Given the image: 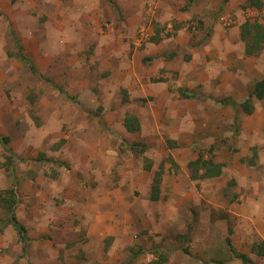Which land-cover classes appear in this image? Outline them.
I'll return each instance as SVG.
<instances>
[{
    "label": "rangeland",
    "instance_id": "obj_1",
    "mask_svg": "<svg viewBox=\"0 0 264 264\" xmlns=\"http://www.w3.org/2000/svg\"><path fill=\"white\" fill-rule=\"evenodd\" d=\"M11 1H16L9 6L12 21L9 13L0 17V113L13 114L14 121L13 127L4 126L8 133L0 135V140L8 138L5 143L0 141V196L15 189L14 215L25 227L27 243L24 245L16 229L6 222L8 213L0 203L3 229L0 264H12L22 254L25 264H81L83 260L88 261L86 264H109L112 252L124 255L131 250L137 255L134 252L139 247L134 242L129 245L127 235L137 242L140 237H148L144 243L147 251L165 255L169 247H176L182 252L185 240L179 236L184 221L190 217L193 229L201 227L204 231L210 224L203 219L209 208L205 199L215 198L218 204L224 197L234 201L238 198L239 205L246 202L245 190L249 188L247 184L240 188L242 180L236 173L226 176L231 180L230 185L237 187L234 189L226 186L225 178L192 181L185 165L187 161L181 158L183 148L173 152L179 164L185 166L180 168L172 161L175 167L171 164V170L162 150H153L151 160L145 154L136 157L133 150L127 149L129 140L142 143L145 138L125 134L120 122L126 113H136L148 122L152 116L150 108L162 107L166 118L173 119L170 128L175 140L183 138L185 130L181 125L185 120L182 119L204 133L201 140L192 141L194 152L200 150L207 156L216 152L215 157L239 152L241 140L246 145L244 131L252 123L251 118L246 123L226 120L209 128L206 107L217 96L226 103L221 89H215L213 84L216 87L222 82L223 86L230 81L229 74L236 75L233 82L241 87L260 80L259 76L264 79V49L258 55H246L239 36L243 22L264 17V0H257L262 3L260 8L252 6L249 0ZM8 28L14 31L13 38ZM181 29L184 30L179 36L177 31ZM180 37L182 44L175 45ZM152 38L170 43L163 49V45L151 43ZM15 39L22 46L20 50ZM221 39L231 42L226 53L220 51ZM163 50L164 55L175 52L173 65L190 67L189 74H195L203 82L192 87L201 94L190 92L194 94L192 99L181 100L176 93L178 71L167 70L166 64L159 62ZM21 51L28 58L22 61L24 64L18 61ZM77 56L88 65L95 61L90 65L88 77L76 69ZM38 61L44 68L38 66ZM98 61L99 74L94 72ZM168 72L171 77H166ZM223 77L227 79L224 82ZM156 80L165 83L163 93L150 96L151 87L147 86L149 81L154 84ZM166 81L170 82L169 90ZM123 91L127 103L121 102ZM254 101L252 117L264 118V99ZM183 104H189L190 108L185 109ZM261 130L264 132V121ZM248 134L251 137L250 129ZM148 160L152 162L148 174L159 171L160 163H168L163 164L160 199L154 204L157 208L151 219L154 223L150 224L148 217L152 202L146 201L141 208L145 223L141 226L135 223L129 229L132 224H120L121 245L116 239L106 240L103 248L95 243L92 250L91 246L88 249L92 257H85L82 245L77 248L70 237L86 225L85 203L77 207L75 196L93 200L101 195L114 198L113 192L119 191L136 201L141 193L133 181L140 177V164L145 170ZM155 163L157 167H153ZM222 192H227V196H221ZM121 234L125 235L123 239ZM134 234L137 239L132 238ZM80 237L83 240L84 234ZM159 237L172 240L158 244ZM221 240L228 246L224 238ZM149 258L145 255L143 259ZM248 258V264H264V257L252 254ZM172 260L171 257L170 264H174Z\"/></svg>",
    "mask_w": 264,
    "mask_h": 264
},
{
    "label": "crops",
    "instance_id": "obj_2",
    "mask_svg": "<svg viewBox=\"0 0 264 264\" xmlns=\"http://www.w3.org/2000/svg\"><path fill=\"white\" fill-rule=\"evenodd\" d=\"M15 2H12L11 0H0V17H3L4 13L6 14L9 13L10 14L9 20L12 21L13 14L10 12L9 6L11 3L15 4ZM232 4L233 3H231V7H232ZM257 21L260 23V25L264 29V17H261V19L259 20H253V21L246 20L239 26L240 40L244 43V52L248 56L258 55L264 49V43H263V46L258 51L257 50L254 52L252 51L253 54L252 53L247 54L245 51L246 42L241 39V28L243 27V25L245 23L255 24ZM8 29L10 33L12 29L11 28H8ZM183 30L184 29L177 31L179 33V36L181 35ZM10 34L13 38L14 31H12ZM175 41L177 42L175 45L182 44L180 43L181 37L179 40L176 38ZM223 41L224 40L221 39V42H222L221 49L220 48L219 49L220 51H224V53H226L231 48V42H223ZM15 43H18V48L22 47L19 44L20 43L19 40L15 39ZM151 43L153 44L157 43L159 47L163 45L164 46L163 49H165V47L170 42L169 40L160 41V40H157L156 38L154 39L152 38ZM164 54H166L165 50H163L161 54L163 55L161 57L162 60H159V62L166 64L167 70L175 69L176 71H178L177 73L175 72V76H176L175 83L177 84L176 93L179 95L181 100L182 101L183 100L187 101L188 99L190 100V98L183 95V93L189 94L190 92H193L196 94H201V93L194 92L192 90L193 86L198 87V83H203V82H200L198 77H196L195 74H189L188 71H190V67H186L184 65L179 66V68L175 67L173 65L174 59H172V56L173 54H175V52H171L168 55H164ZM21 55L24 58L26 57L24 51H21ZM190 55H193V51H190ZM25 59H28V58H25ZM18 61L24 64L20 58ZM75 62H77L76 69H78L79 72H82L83 74H85L87 77L91 73L90 65H93L95 63V61L93 62L92 60L91 64L88 65L87 64L88 62L86 60H79L78 56L76 57ZM183 62H184V59H183ZM38 63H39L38 65L39 67H43L42 62L38 61ZM151 64L155 65V63H151ZM100 71H101L100 62L98 61L97 70H95L94 72L99 74ZM103 72L104 71H102L101 73ZM167 75H170V77L172 76L171 73L169 72L166 73V77H168ZM235 76L232 77V75L229 74L230 81H226L225 83H223V86H221L222 82H219L216 87H215V84H213V87L215 89L216 88L221 89V92H223V95H225L226 103L219 101L220 98L219 96H217V97H214V100L216 101H214L211 104H207L208 106L206 105L207 106L206 108L209 111V115H208L207 122H206V127L208 125L209 128H212L213 126L217 124L224 123L226 120L228 121L232 120L235 122L241 121L242 123L245 120V123H246L249 121V117H250L252 120V123L250 122V124H248V127L244 131L246 145H244V142L241 140L243 144L241 145L239 152L238 150H236L229 156L222 154V156H217V157H215L216 152L211 153L212 150H210L211 154L208 156L206 155V153L200 150H196V152H194L192 149L193 148L192 141H194V139H196V142L201 140L203 138L204 133L199 131V127L196 128V126L191 125L190 121L186 119H182V120H185V122H182V125H181L183 129L185 130L183 132V136H182L183 138L181 139L182 141L175 140L176 138L174 137L172 130L170 128L171 126L170 122L173 119L166 118L167 114L165 113L164 110H162L163 109L162 107L161 108L158 107V109H156V106L154 107L152 106V108H150L153 117L151 116L148 122L144 121L143 119L141 120V118H138V115L136 113H133V114L126 113L122 121L120 122V128L125 134H133L138 139L145 138V141L142 143L136 142L139 140L130 139L129 140L130 145H128V148L126 146L128 151L133 150V153L135 154L136 157L142 156L145 154V156L149 160H151L153 150L155 151L162 150L163 152H165V156H164L165 162H169L170 164L168 169L171 170L173 169L171 165L172 164L171 161H175L176 165H179L178 167H180L183 164L182 163L180 165L179 162L176 160L174 156V154L176 153H174L173 150H176L178 148H181V149L183 148L181 158L186 159L185 161H187L185 165L190 174V178L192 181H199V180H205V179L216 181V180L225 178L226 186H231V188L233 187L234 189L237 187H235L234 184L233 186L230 185L231 183L229 181L231 180L226 179V176H231V174L234 175L236 173V175L240 176L241 178L240 180H242V185L240 183V188H242L243 186H246V184L249 188L248 190H245L246 202L244 203L246 204L243 203L242 205L241 204L239 205V203H237L236 201V199L238 198H236L234 201L233 198L227 199L224 197V200L220 201L219 204H218V200H216L215 198L208 197L209 201L205 199L204 202L209 206L208 210L205 211L207 215H203L204 216L203 219L206 218V220L210 223L209 225H206L207 230L204 231L203 228L201 227L199 228L197 227L196 229H193V224L190 222L193 219H191L190 217H189V220L187 219L186 221H184L183 233L182 235L179 236L180 238L185 240L184 247L181 248L182 252L179 251V248L176 249V247H169L168 249L169 253L167 255L168 256L167 264H170L171 257L173 260H175L174 264L176 263V261L179 262V264H248L250 262V261L248 262L249 260L248 256L254 254L251 250L252 245L255 243L261 242V241L264 242V132L261 130V124L263 123L264 118L261 119V117H256L254 116V114H253L254 117H252V113L249 114L250 115L249 116L248 114L243 113L240 109L236 107L239 103L245 101L249 97L250 93H252L253 91L255 84L259 82L260 80H264V79L261 76H259L261 78L260 80H257L255 82L254 81L248 82L246 85L241 87V86L235 85V83L233 82L235 81L234 80ZM223 78H224L222 79L223 82L227 80L226 77H223ZM149 83H150V86H147V87H151V89L149 88L150 96L163 93V90H164L163 85L165 84L164 82L156 80L154 84L150 81ZM166 83H167V90H169L171 88L170 82L166 81ZM164 92L166 93V90ZM124 94H126L125 91H123L121 102L127 103V98L124 97ZM252 100H253V105H254V102H255L254 100H256V98L252 97ZM183 107H185V109L190 108L189 104L187 105L183 104ZM129 118L136 119L137 123L139 124L138 131L132 130L133 126L131 125V123L127 122V119ZM0 121H1L0 122V126H1L0 135L1 134L6 135L8 133V130H7V127H4V126L5 125L9 127L14 126L13 114H10L8 116V114L6 113H0ZM100 122L102 123V120ZM186 123H187V126H186ZM229 123H232V122H229ZM173 125L175 124L173 123ZM249 129L250 131H252L251 137L248 134ZM133 135H128V136H133ZM125 137H127V135ZM185 142L187 143L184 144ZM249 142L250 144H248ZM118 143H119V147H121L120 140H118ZM134 145L135 146L137 145V147H133ZM199 157L201 158V160H204V161L212 160L214 164H221L220 174L215 177L202 178L201 174L205 173V169L203 167H200L198 170V175H197L198 178L193 179L191 177V170L189 169L188 164L190 162L196 161ZM149 160L147 162L148 164L146 165L148 169L146 167L144 168L146 171L143 170V168H141L142 164H140L139 174H138V176L140 177L137 180L133 181L138 191H140L141 193V195L138 197V200L136 201L131 200L129 198L127 199L126 194L121 193L119 191L113 192V195L115 196L114 198L108 197V196L105 197V195H101L100 197H97L95 200H93L89 198L79 199V194L75 196L76 197L75 199H78L76 200L77 207L82 206V202L85 203L84 204L85 209L83 211L86 214L85 222H84L86 223V225L82 227L81 231L77 230V232H74L73 234H71L70 237L73 239V242H75V245L77 248L80 245H82L81 248L85 252L84 253L85 257L91 256L88 249L91 246V250H92L93 245H95V243H96V247L99 248L100 246V248H103L102 244H105L106 240H108V242L109 240L112 241L114 239H116L117 241L120 240V235H118L119 233H121V231L119 230L120 224L122 223H130V225L132 224V226H128V229H129L130 227L131 228L134 227L135 223L140 224V226H141V223L143 222L145 223L144 221L145 215L144 216L142 215L141 208L144 207V203H147L146 201H148L149 203L152 202V206H153L152 213H150V216L148 217H150L149 223L150 224L154 223V221L151 219H153L152 214L156 212L155 208H157V207H154V204H156V202L159 201L160 199V184L163 178L162 177L164 173L163 164L165 162L164 163L162 162L159 164V168H160L159 171H154L153 174L152 173L148 174L147 171H150L152 169V162ZM165 164H168V163H165ZM157 166L158 164L156 163L153 165V167H157ZM157 174H159L160 179H159V182L155 184L153 182V179L155 178ZM154 186H157L159 189V199L153 201L150 198V196H151L152 188ZM185 189L186 188H184V190ZM80 191L81 190L77 189V192H80ZM144 193L147 194L145 195L146 200L144 199V196H143ZM81 194L82 196H85L83 192ZM223 195L227 196V192H224V193L222 192L221 196ZM210 203L212 205H210ZM211 226L213 227L211 228ZM218 227L220 228V231H219L220 233L217 230ZM138 230H140V228ZM138 230H136V232ZM2 232H3V229L0 227V233ZM79 232L80 234L81 233L84 234L83 240L81 239L80 234H78ZM122 235L124 234H121V236ZM127 237H126V240L129 241L130 243L129 245H131L134 242L139 247L134 252L137 255L132 254L131 250L129 252L125 251L124 255H119V252L118 253L112 252L111 254H109L110 255L109 256L110 258L108 261L109 264H151V261L155 259V252L147 251V248L145 249L144 243L148 242V237H145V236L140 237L138 238V242L137 240L128 239ZM132 238L137 239L135 234ZM223 238L225 239L224 244H225V241L227 243V239L229 240L230 243H227L228 246H225L222 244L221 239ZM121 239H123V236L121 237ZM170 240L172 239H169L167 241H170ZM167 241L164 240L162 237V239L160 238V241H158L159 242L158 244H162L163 242L166 243ZM212 242L214 243L212 244ZM236 242H239V243L241 242V244L238 245L236 244ZM118 243L120 244L119 241ZM186 246H188V248ZM148 248H152V246ZM109 250H108V253H110ZM145 255H147V257H150L148 261L147 259L146 260L143 259ZM223 256H224V259H221L220 257H223ZM141 257L142 259H140ZM241 257L245 258L244 260L246 262L245 261L243 262V259ZM258 257H263V256H258ZM22 258H23V254L22 256L17 257L15 259L16 263L15 261H13L12 264H25ZM231 260L233 261L231 262ZM87 262L88 261L83 260L81 264H86Z\"/></svg>",
    "mask_w": 264,
    "mask_h": 264
},
{
    "label": "trees",
    "instance_id": "obj_3",
    "mask_svg": "<svg viewBox=\"0 0 264 264\" xmlns=\"http://www.w3.org/2000/svg\"><path fill=\"white\" fill-rule=\"evenodd\" d=\"M249 3L257 8H260L262 6V3L257 1V0H249ZM241 39L246 42L245 44V51L247 54H253L254 51H258L264 43V29L260 25V23L257 21L255 24H248L245 23L243 27L241 28ZM21 48H19L20 50ZM253 51V52H252ZM19 58L23 61L26 62L25 58L22 55H19ZM31 70L34 73L33 68L31 67ZM186 97H193L192 94H184ZM252 97L262 100L264 99V80H260L257 82L253 88L252 93H250L249 97L239 103L236 107L240 109L243 113L245 114H251L254 110L253 107V100ZM128 123H131L133 126L132 130L138 131L139 130V124L137 123L136 119L134 118H129L127 119ZM4 143L8 141V138H3L1 139ZM0 140V141H1ZM137 147V145L133 146ZM132 147V148H133ZM134 149V148H133ZM12 159L13 157L10 156ZM172 162V161H171ZM173 167H175L174 163L172 162ZM189 169L191 170V177L193 179L198 178V170L200 167H203L205 169V173L201 174L202 178H210V177H215L220 174V169H221V164H214L212 160H201L199 157L196 161L190 162L188 164ZM148 169V167H146ZM159 174L155 176L153 179V182L157 184L159 182ZM16 191L15 189H11L9 191L3 192V195L0 196V203L4 209L8 213L6 222L10 224L12 227L16 229V231L19 234L20 239L22 240L23 244L26 245L27 243V236H26V230L25 227L19 223L18 220H16V217L14 215V209L17 204V196H16ZM150 198L154 201L159 199V189L157 186H154L151 191V196ZM3 222V221H2ZM4 223V222H3ZM227 243H230L229 240L227 239ZM251 250L254 254L258 256H263L264 257V242H258L252 245ZM168 254L166 253L165 255L158 253L155 251V259L151 261V264H167L168 263ZM243 262L245 261L243 257ZM246 262V261H245Z\"/></svg>",
    "mask_w": 264,
    "mask_h": 264
}]
</instances>
